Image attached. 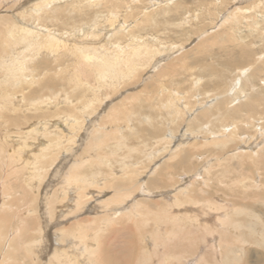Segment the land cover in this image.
Wrapping results in <instances>:
<instances>
[{
	"label": "bare ground",
	"instance_id": "obj_1",
	"mask_svg": "<svg viewBox=\"0 0 264 264\" xmlns=\"http://www.w3.org/2000/svg\"><path fill=\"white\" fill-rule=\"evenodd\" d=\"M60 1L27 0L11 16L20 24L8 17L0 22V264H116L113 257L125 253L127 263L133 264H169L171 259L180 264H236L246 245L264 253V215L256 209L264 211V176H237L232 163L258 153L256 163H264V86L255 84L254 76H242V67L240 83L212 89L215 104L191 112L163 82L173 77L174 62L185 58H171L163 54L165 46L157 38L133 33V28L140 32L138 25L154 21L151 14L129 29L113 7H102L110 0H69L78 10L99 7L95 21L73 29L75 36L96 37L101 18L111 20V33H123L128 49L107 44L111 50L60 38L21 19L26 13L37 20L59 13L55 4ZM242 1L234 0L231 16L225 13L221 22L229 23L232 33L262 9L261 20L253 23L261 33L257 27L264 23V0H249L247 6ZM18 45L25 48L15 52ZM27 48L69 52L75 60L67 83L80 88L91 75L93 85L65 99L58 97L59 91L24 92L36 83L32 73L38 69L37 64L29 66L36 53L25 55ZM127 84L133 85L130 91H119ZM18 119L22 124H11ZM134 140L137 145L129 146ZM151 144L157 145L158 155L147 152ZM221 158L228 165L214 169ZM17 181L18 188L33 195L21 211L26 202L15 196ZM149 192L163 204L144 198ZM125 222L137 229V250L132 251L129 241L122 247L115 244L118 249L112 252L104 242L129 230Z\"/></svg>",
	"mask_w": 264,
	"mask_h": 264
},
{
	"label": "rangeland",
	"instance_id": "obj_2",
	"mask_svg": "<svg viewBox=\"0 0 264 264\" xmlns=\"http://www.w3.org/2000/svg\"><path fill=\"white\" fill-rule=\"evenodd\" d=\"M22 1L23 0H6V1L2 0L0 2V16H1L0 22L3 19L5 20L6 17L9 18V19L6 18L7 20H9V22L14 21L11 17L12 14L13 13L15 14L21 11V10L18 11L19 7L22 4H23L22 6H24L25 4L24 2H26L27 0H24L23 2ZM187 2L188 0H184V1L182 0H175V1L174 0H124V1L123 0H119V1L110 0V2L105 1L104 3H102V7L104 8L109 7V6L110 8L113 7V11L116 10L115 13L118 19L119 20L121 19L124 22H126L125 24L128 26L129 29L135 25V22H137V24L141 23L143 21L145 14H149V15L151 14L154 21L152 20L151 21L152 23L148 22L147 24L145 23L140 24L141 26L138 25L140 27L139 30L141 33L136 30L137 28H133L134 30L133 33H135L136 31L139 35L143 37H146L147 35H151L152 37L157 38L159 40V44L165 46V48L162 49L163 54L165 53L167 55L171 54V58L179 57V56L181 57L183 56L182 59L185 58L184 61L174 60L176 61L174 62L175 64L177 62L178 63L176 64V67L174 65L171 68H175L176 70L175 69H170V70L175 71V73L173 77L170 75L171 77L169 76L167 78L166 77L163 78L164 79L163 82H165V84H167L168 87L171 88L172 91L177 92V95L179 96V98L181 97L180 105L190 106L191 112L199 111V110L202 111L204 109H207L210 106H213L217 100L215 99L214 95L211 94L213 92L212 89L223 87V86L227 88L229 85H232V82L234 80L240 83L242 76H245V77L249 76L250 78L254 76V78L252 79H254V82H256L255 84H257L258 86L260 85L264 86V81H263L264 79V23H260V25L258 24L259 26L256 25L258 26L257 29H260V31H262L261 33L256 31L255 28L253 27L254 22H259L261 20V17L263 15L262 14L263 10L261 9V12L255 14L252 18L247 19L246 21H242V23L238 25V28L235 30V32L233 31L234 33L233 32L229 33L230 31H232L231 28L227 27L229 26V23L227 24L225 23L224 25V23L221 22L220 18L223 15H225V13L226 14L228 13V17L231 16L229 10L234 9V5H233L234 0H189L190 3L189 2L187 3ZM242 2H244V0ZM256 2H259V1H256ZM70 3L71 2L69 0H63V1L57 2L55 6L59 8V13H56V14L53 13V15L51 13L49 17H46V15H42V18L37 20L34 17H32L31 14L26 13V15L22 17L21 19L22 21L26 22L27 24L33 27L40 28L42 30L46 28L47 30H50L51 32L54 31L56 34L59 35L60 38H66L70 40L71 37H73L77 41H80L82 39L81 42H85L87 40L86 42H88L89 44L92 42V44L90 45H93L95 47L103 46V47H106V49L108 50H111L112 48L110 47L111 44L114 47H117L118 45H119L118 47L125 46L126 40H125V36L123 35V33L122 32L113 33V31L111 33L110 32L111 28L108 26L112 24L111 20H109L108 22L107 20L104 21L103 18H101L100 20H97L98 22L96 23L97 25L96 28L98 30L96 32V37L94 36L95 38L88 37V39H86V37L84 38L82 36L80 37L75 36L77 35V33H73L72 32L73 29L80 26L81 24H84V23H87L93 20L95 21L94 12L99 7L95 9L85 7V8H81L78 10V9H74L73 6L70 5ZM249 3L250 1L246 0L242 5L247 6L249 5ZM124 5H127V6H124ZM51 6L52 4L46 6V9H49ZM261 7L264 9V6H261ZM247 14H248V11H247ZM186 18H188L189 20ZM15 21L18 23L17 19H15ZM128 28H126V30ZM203 32L205 33L199 36ZM257 32L260 34H258ZM80 33L82 34L81 31ZM228 33L232 35H229ZM160 39H162L163 42H161ZM107 44H110V46H108ZM240 45H242V47ZM126 47L127 46H125L124 48ZM23 48H25V46L18 45L15 52L22 51ZM27 49H29V51H24L25 55H31V53L32 55H34L36 53L33 57V60L35 61V63L34 61H32V63H30L29 66L31 64L33 65L37 64L35 66L38 67V69L36 68V70H33V73H32L36 80V83H34L35 85L33 84V86L31 85V87H27V89L24 90V92L30 94V92L33 89H35L34 91H36L37 93L42 91V93L49 94L51 92L57 91L55 92L57 94L59 91V93L57 94L58 97L60 96L62 98L64 97L67 98L74 94L77 95L80 92L84 93L85 92L84 88L88 86V84L92 83L93 85L94 78L91 75L85 77L84 85L83 83H81L82 85L80 88L77 86L76 87L74 86L73 88V85H74L73 83L69 85L70 82L68 81V79L70 78V74H71L70 70H72L71 68L72 63L75 60L74 57L69 52H66L63 49L49 52L45 48H41L37 51L31 52L30 48H27ZM184 54H186V56H184ZM248 65L249 67H246ZM242 67L245 68L246 71L241 72V75H242L241 76L238 74V71L240 72V69ZM42 68L43 70H41ZM46 69H49V70H46ZM35 74L38 76L37 77L38 79L36 78ZM39 77L40 78L42 77V78L39 80ZM194 80H197L198 83L194 84ZM67 81L69 84L67 83ZM148 81L151 84L154 83L151 81V78H149ZM138 82L139 81H135L136 85ZM46 83H49V84L45 85ZM40 86L42 87L40 88ZM54 86L56 87L54 88ZM131 86L133 85L128 86L127 84L124 89L121 88L119 89V91L120 90L125 91V89L127 91H130L132 88ZM61 87L64 92L62 91ZM15 88L17 89V91ZM15 88L12 89L13 93L20 91L22 87L19 86ZM139 89L142 90V87L141 88L138 87L137 90ZM100 90H103V87H100ZM146 93L147 92H143L144 95H146ZM87 95H89V92L87 93ZM187 101L189 104H187ZM147 102L148 101H145L143 104L146 105ZM11 124L20 125L22 124V121L21 119H18L17 122H12ZM169 128L177 130L176 125H170ZM180 130H181V127L179 131ZM12 141H14V139ZM14 142L17 143V141H14ZM127 143L129 146L134 147V145H137V140L129 141ZM36 144H37V141H36ZM151 145L152 146L147 147V152L151 154H153L154 152L155 155H158L159 150L155 149L157 148V145L156 144L154 145L151 144ZM151 147L154 150H150ZM32 148H35L34 145L32 146ZM30 149L31 148H29V151ZM37 149H38V146L36 147V150ZM29 151L27 154L31 155L32 153H30ZM23 153L25 152L23 151ZM259 155L260 153L252 157H248L247 155H244V156L232 159V163L235 164L239 170L237 176L240 173L244 172L246 174L247 179H249L250 177H254V178L263 177L264 176V163L263 164L256 163V159L259 157ZM135 156L136 155H134L131 160L135 159ZM161 158L162 156L159 155V157L157 156V159L155 161L159 162ZM222 159L223 158H221L220 160ZM151 165H148V168ZM225 165H228V162L225 160H222L221 165H216L214 169L221 168L222 166H225ZM18 181L17 183H14V185H16L15 196L19 198L20 200H23L26 202L25 206H23V204L20 205L23 207L19 209V211H21L27 208V206L29 205V200L31 199L29 194L31 196L33 195L29 193L28 191H26L25 189L18 188L17 187L19 185ZM210 182L211 181H209V183ZM11 184H13V182ZM203 185L204 184L201 181V186ZM209 188H210L209 191L211 192V187ZM147 196H151L152 198L147 197ZM140 197H143V196H138L137 199ZM144 198H147L149 201H152L155 204H158V203L163 204V202H159L160 199H158L155 196H152L151 192L147 193V195H144ZM219 198H221V196ZM32 204L33 206H37L38 202L33 201ZM254 206L257 207V205H254ZM37 207H39V205ZM256 209H258L260 214L264 215L263 210H259L258 207ZM17 215L18 214H15V218L13 220L18 219ZM124 224L127 226H130V229L124 230V231L121 230L123 233V237L118 236L121 233L119 232L118 235L107 236L108 238L104 242L105 244H107L108 248L112 250V252L118 249L117 247L118 245L119 247L124 246V244L129 245V241L131 242L129 247L132 249V251L137 250V246L135 243V241L137 242V237L136 238L134 237L135 235H137V229L132 225V222H125ZM120 228H122V225L120 226ZM91 235H92V232L89 231L88 237ZM120 239H122L123 241L122 240L120 241ZM124 240H128V241L125 242ZM115 244L116 245L118 244V245L116 246ZM246 248H247L246 249L247 251L245 252L243 251L240 253L241 256L238 260V263L236 262V264H264V253H262L261 250H259L260 249L259 247L252 249L251 246L246 245ZM201 252H202V249L199 251V253ZM125 254L126 255H121V256L119 255V256L113 257V262H115L116 264H123V263L126 264L127 261L130 259V257H129V253H125ZM35 257L39 258L36 255ZM120 257H121V260H117V259H120ZM170 261L168 262L169 264H175V263L180 264V262L176 261L175 259H171ZM127 264H133V263L132 262L130 263L129 261Z\"/></svg>",
	"mask_w": 264,
	"mask_h": 264
}]
</instances>
